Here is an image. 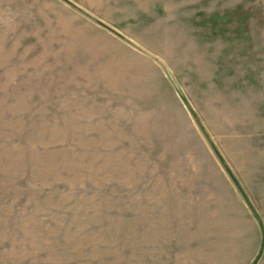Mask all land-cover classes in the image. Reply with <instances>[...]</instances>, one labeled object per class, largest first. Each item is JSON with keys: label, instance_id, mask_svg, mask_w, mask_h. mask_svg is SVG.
I'll list each match as a JSON object with an SVG mask.
<instances>
[{"label": "rangeland", "instance_id": "374dc122", "mask_svg": "<svg viewBox=\"0 0 264 264\" xmlns=\"http://www.w3.org/2000/svg\"><path fill=\"white\" fill-rule=\"evenodd\" d=\"M0 264H264V0H0Z\"/></svg>", "mask_w": 264, "mask_h": 264}]
</instances>
